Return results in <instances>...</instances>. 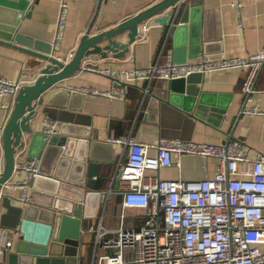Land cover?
I'll return each instance as SVG.
<instances>
[{"label": "crops", "instance_id": "obj_1", "mask_svg": "<svg viewBox=\"0 0 264 264\" xmlns=\"http://www.w3.org/2000/svg\"><path fill=\"white\" fill-rule=\"evenodd\" d=\"M16 1V0H11ZM66 1L69 5V15L62 47L57 56L66 59L69 52L74 51L85 33L91 26L92 34L112 28L117 23L132 17L160 0H37L29 18L22 20L19 32L35 40L52 44L56 21L60 12V3ZM189 0H183L182 9L171 26L163 27L154 23L145 40L136 39L130 44L129 50L121 57L109 52L106 57L90 55L83 60L84 71L66 79L59 86L44 95V99L55 93L58 88H66L84 92V98L78 95L72 102L73 108L81 107V111L46 108L41 103L37 108L36 117L30 122L34 132H43V122L53 120L62 125L61 116L75 114L83 124L91 130H98V140L94 141L93 150L96 153L99 168L94 178L95 191L101 197L92 200V212L95 217L84 223L81 245H77V262L74 264H97L98 259L106 254L114 253L98 243V233L103 230L114 231L118 227L132 228L141 224L140 218L132 215L123 217V194L115 188L113 181L117 163L124 152V146L112 142L115 139L131 137L137 142L157 143L161 140L195 141L200 143L223 144L234 138L245 146L251 160L264 154V66L258 75L255 93L250 106L257 108L261 114L242 115V87L246 71L240 68L229 71L210 72L206 75H194L195 85L208 95V99L217 100L228 106L226 119L218 126L196 120L188 116L182 108L167 106L157 102V98L167 99L169 96V81L156 79L139 86L124 84V94L120 98L108 95L94 94L88 90L108 93L119 84L113 78L95 72L91 69L112 70L120 72L135 68H147L156 63H165L169 57L177 60L194 62L200 57L208 60L223 58L247 57L262 50L264 47V0H200L199 7L187 13V21H182L184 6ZM239 8L240 16L236 14ZM6 17V16H5ZM192 19L194 21H192ZM176 26L186 27L187 35H174ZM128 33L116 40L127 42ZM194 37V38H192ZM106 42L100 46L103 47ZM120 50H118L119 52ZM38 61L19 50L0 44V78L12 83L26 78L28 81L37 79L40 75ZM149 87V93L145 90ZM217 95V98H216ZM214 96V97H213ZM58 96L54 102H63ZM14 98L0 95V159L4 157L3 127L8 121L13 108ZM161 107V108H160ZM236 117L234 123L231 119ZM58 128V129H59ZM34 134V133H33ZM33 134H24V147L16 153V161L28 162V151ZM174 165L163 168L157 176L163 180L198 181L214 178L217 175L218 162L209 158L204 164L199 156L181 155L173 158ZM26 174L15 175L4 189L5 201L11 206H25L20 202L23 190L15 187L24 181ZM29 195L34 190L30 184ZM0 204V216L7 214ZM3 225L15 224L13 215L6 216ZM0 222V228L6 229ZM19 235L15 238L14 252ZM116 234L107 233L104 238L113 240ZM264 248V247H263ZM127 259L131 252L126 251Z\"/></svg>", "mask_w": 264, "mask_h": 264}, {"label": "built area", "instance_id": "obj_2", "mask_svg": "<svg viewBox=\"0 0 264 264\" xmlns=\"http://www.w3.org/2000/svg\"><path fill=\"white\" fill-rule=\"evenodd\" d=\"M236 14L240 16L239 8ZM68 15L69 5L62 1L52 43L56 53L63 48ZM153 25L150 20L142 23L137 38L145 40ZM74 54L71 51L66 59L58 58L69 62ZM263 66L264 47L243 58L208 60L200 57L194 62L178 63L169 57L165 63L147 68L120 72L91 69L113 78L119 85L106 94L88 91L120 98L124 94L121 87L124 84L139 86L147 81L151 86L156 79L171 81L193 74L240 68L246 71L240 113L258 115L261 112L249 103ZM23 77L18 83L0 78V95L15 99L21 87L35 82ZM43 127L48 135H55L59 128L58 123L50 119L43 122ZM112 142L124 146L113 177L118 183V192L123 194V217L132 215L142 222L114 231L101 228L97 242L115 252L101 256L97 264H264V154L251 160L245 146L232 139L223 144L174 140L145 143L131 137ZM181 155L199 156L204 164L209 158L216 159L217 175L198 181L160 179L159 171L173 166V158ZM4 167L3 157L0 176ZM15 167L13 177L26 174L25 180L15 187L23 190L20 202L28 205L30 184L38 177L39 170L35 162L30 161L15 160ZM8 183L2 188L1 197ZM110 232L116 234L115 239L104 238ZM19 234V227L13 231L0 228V264H8V255ZM126 251L131 252L130 259L126 258Z\"/></svg>", "mask_w": 264, "mask_h": 264}, {"label": "water", "instance_id": "obj_3", "mask_svg": "<svg viewBox=\"0 0 264 264\" xmlns=\"http://www.w3.org/2000/svg\"><path fill=\"white\" fill-rule=\"evenodd\" d=\"M36 3L37 0H0V44L26 53L40 64V75L32 84L20 88L3 127L5 167L0 176V204L8 212L0 216V222L9 213L14 216L15 224L6 226L2 223V226L20 229L15 250L8 255V264H74L78 258L76 247L83 240L84 223L96 215L97 210L92 212V200L101 197V193L94 190L99 164L92 149L94 141L99 138L98 130L92 131L75 114L61 116L63 122L55 135L34 132L30 122L36 117L41 103L46 108L80 112L81 107L73 108L72 102L78 95L84 98V92L58 88L47 100L44 99L45 93L84 71L83 60L90 55L106 57L112 52L116 57L123 56L130 44L136 41L142 23L154 19L163 27L171 26L182 9L183 0H160L112 28L95 34H92L91 26L69 62L58 58L52 44L26 38L19 32L22 20L31 16ZM199 5L200 0H189V4L184 6V23L188 11H194ZM174 30V35H187L186 27L176 26ZM127 32V42L116 40ZM104 42L106 44L101 47ZM174 61L186 62L175 58ZM194 75L203 76L193 74L186 79L169 81L168 98H157V102L182 108L191 118L218 126L226 119L228 106L208 99V95L193 83ZM60 95L64 96L63 102L57 104L54 100ZM235 120L233 117L231 124ZM24 134H33L28 159L35 162L39 175L31 182L34 190L30 194V204L11 206L5 201L6 197H1V190L13 177L16 153L24 147ZM115 188L119 189L118 183Z\"/></svg>", "mask_w": 264, "mask_h": 264}]
</instances>
